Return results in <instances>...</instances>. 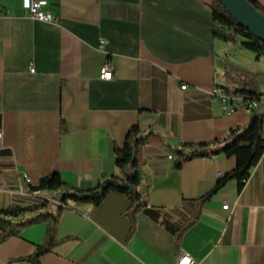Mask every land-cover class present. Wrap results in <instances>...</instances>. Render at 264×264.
Masks as SVG:
<instances>
[{
    "label": "crops",
    "instance_id": "1",
    "mask_svg": "<svg viewBox=\"0 0 264 264\" xmlns=\"http://www.w3.org/2000/svg\"><path fill=\"white\" fill-rule=\"evenodd\" d=\"M46 1L53 23L31 19L20 0H0V209L19 211L16 221L54 213L64 190L34 191L42 177L57 172L93 189L117 173L113 149L130 126L150 135L137 149L147 206L131 236L123 194L99 205L68 200L57 243L38 264H175L180 254L192 264H264V152L242 189L228 181L178 243L198 199L235 159L214 153L173 167L182 144L225 140L246 126L249 115H225L210 93L264 77V57L212 39V0ZM106 62L113 75L101 80ZM258 107L264 116V100ZM45 231L40 221L4 240L0 264H32L24 258Z\"/></svg>",
    "mask_w": 264,
    "mask_h": 264
},
{
    "label": "trees",
    "instance_id": "2",
    "mask_svg": "<svg viewBox=\"0 0 264 264\" xmlns=\"http://www.w3.org/2000/svg\"><path fill=\"white\" fill-rule=\"evenodd\" d=\"M245 1L264 16V7L260 3L256 0ZM210 11L213 40L230 44L239 43L241 48L251 51L257 56L264 57V42L256 39L248 30L238 25L216 0L211 1ZM231 93L242 97L244 100L251 97L256 99L264 97V91L258 90L254 76H251V81L244 83L241 87L233 88ZM259 104L252 108L246 126L241 131H230L228 139L184 143L179 150L174 151L177 159L174 161L173 167L176 169L180 168L182 161L194 156H211L214 153H223L235 159L234 168L218 178L212 188L198 199L196 214L176 233L177 243L187 228L198 218L202 205L230 180L237 183V189L240 191L249 176L250 170L260 159L264 152V116L258 112ZM149 135V132L143 133L137 125L130 126L125 134L122 146H115L113 149L117 173L103 176L102 182L93 189L81 190L74 188L63 182L57 172L42 177L38 185L32 188L34 191L64 190L56 211L54 213H39L32 219L16 221L19 211L11 207L0 209V243L11 236H18L27 226L40 221L44 222L46 231L43 245L24 258L32 264H38L39 258L50 252L57 243L55 240L56 225L62 209L67 207L68 200L76 204L99 205L111 192L123 194L129 202L125 215L131 222L129 231V236H131L135 215L147 206V184L138 164L137 149L147 141ZM37 208V206H32L26 210L32 212Z\"/></svg>",
    "mask_w": 264,
    "mask_h": 264
},
{
    "label": "built area",
    "instance_id": "3",
    "mask_svg": "<svg viewBox=\"0 0 264 264\" xmlns=\"http://www.w3.org/2000/svg\"><path fill=\"white\" fill-rule=\"evenodd\" d=\"M20 4L22 9L25 11V14L28 15L31 19L41 22L53 23L55 22V18L52 14L46 12L44 8L47 5L46 0H20ZM104 43L103 40L100 41L102 45ZM29 71L33 72V68L30 66ZM113 75V70L111 65L106 62L103 64L99 78L101 80H110ZM180 88L182 90L186 89V85H181ZM233 89L228 87L216 86L210 93L212 98L216 100L223 111V113L227 116H231L236 111H243L245 114L249 115L252 108L258 105L261 101L264 100V97H259L256 99L255 97H251L248 99H243L240 96L233 95ZM1 132H0V139H1ZM169 159H172V156H169ZM30 181L29 179H26ZM60 204V203H59ZM227 205L222 206V209H227ZM175 264H192V260L186 254H180L175 261Z\"/></svg>",
    "mask_w": 264,
    "mask_h": 264
},
{
    "label": "water",
    "instance_id": "4",
    "mask_svg": "<svg viewBox=\"0 0 264 264\" xmlns=\"http://www.w3.org/2000/svg\"><path fill=\"white\" fill-rule=\"evenodd\" d=\"M242 28L264 42V16L245 0H216Z\"/></svg>",
    "mask_w": 264,
    "mask_h": 264
},
{
    "label": "rangeland",
    "instance_id": "5",
    "mask_svg": "<svg viewBox=\"0 0 264 264\" xmlns=\"http://www.w3.org/2000/svg\"><path fill=\"white\" fill-rule=\"evenodd\" d=\"M241 40V39H239ZM244 54H247L248 56L254 57L253 53L250 51H245L243 50ZM261 65L258 64V70H260ZM254 79L257 85V88L259 91L263 92L264 91V77H260V75H254ZM251 81V77H247L245 80V83Z\"/></svg>",
    "mask_w": 264,
    "mask_h": 264
}]
</instances>
